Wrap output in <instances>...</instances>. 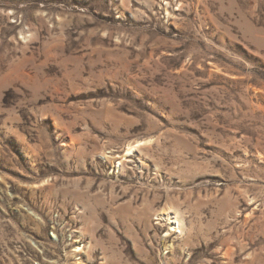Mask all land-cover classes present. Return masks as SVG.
I'll list each match as a JSON object with an SVG mask.
<instances>
[{
    "label": "rangeland",
    "instance_id": "374dc122",
    "mask_svg": "<svg viewBox=\"0 0 264 264\" xmlns=\"http://www.w3.org/2000/svg\"><path fill=\"white\" fill-rule=\"evenodd\" d=\"M0 264H264V0H0Z\"/></svg>",
    "mask_w": 264,
    "mask_h": 264
},
{
    "label": "bare ground",
    "instance_id": "6f19581e",
    "mask_svg": "<svg viewBox=\"0 0 264 264\" xmlns=\"http://www.w3.org/2000/svg\"><path fill=\"white\" fill-rule=\"evenodd\" d=\"M134 148V147H133ZM132 147H129L128 148V151H131L132 149H133ZM173 218V220L170 222L171 224L173 223V224H175V226H173L175 229H177V230H180L181 229V227H182V222H181V220L179 219V217L178 216H173L172 217ZM181 231V230H180Z\"/></svg>",
    "mask_w": 264,
    "mask_h": 264
}]
</instances>
